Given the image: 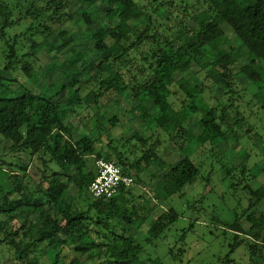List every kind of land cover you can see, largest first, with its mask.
<instances>
[{
    "label": "trees",
    "instance_id": "trees-1",
    "mask_svg": "<svg viewBox=\"0 0 264 264\" xmlns=\"http://www.w3.org/2000/svg\"><path fill=\"white\" fill-rule=\"evenodd\" d=\"M175 8V0H0V37L15 31L6 42L0 89L11 90L18 73L25 78L10 96L0 97V175L8 174L7 186L0 184V249L13 264H77L82 257L89 264H165L157 255L158 245L180 219L179 211L171 207L157 216L144 235L118 227L125 223L134 228L137 217L145 223L152 197L132 186L108 201H94L88 193L96 176L91 167L97 160L113 162L141 183L140 175L158 166L151 180L161 174L156 185L172 198L197 182L206 159L213 162V174L229 185L233 219H225L216 205L201 212L165 257L185 264L188 232L200 223L228 248L216 264H237V253L245 256V264H264V136L257 133L253 139L256 126L238 106L252 86L264 118V0H180ZM62 34L66 38L55 45ZM83 47L89 55L82 54ZM43 49L52 60L65 51L71 55L44 74L47 78L58 72L60 78L34 93L26 85L38 84V53ZM134 55L140 56V64ZM182 70L188 77L179 83ZM241 80L247 85L243 89ZM174 86L180 90L181 109L164 95ZM51 88L54 95L48 93ZM211 88L221 97L202 113ZM63 91L69 94L65 107L55 100ZM90 94L96 100L84 126L101 120L99 115L105 119L76 139L74 125L61 113L82 115L77 110ZM126 94L132 120L153 118L181 152L206 136L201 151L206 159L196 162L181 155L168 165L148 140L133 143L135 136L111 139L99 150L97 142L106 130L101 125L113 128L121 122L118 116L107 117V108ZM193 105L198 112L188 110ZM244 141L253 142L261 156L251 179L252 153L242 147ZM6 157L14 161L8 163ZM35 161L50 184L45 189L29 175ZM75 176V194L65 196L52 184L61 180L69 191ZM211 179L210 174L207 181ZM203 200L201 196L191 207L200 208ZM64 248L74 255L69 263L62 257Z\"/></svg>",
    "mask_w": 264,
    "mask_h": 264
},
{
    "label": "rangeland",
    "instance_id": "rangeland-1",
    "mask_svg": "<svg viewBox=\"0 0 264 264\" xmlns=\"http://www.w3.org/2000/svg\"><path fill=\"white\" fill-rule=\"evenodd\" d=\"M175 5L177 8H180V0H175ZM176 14H179V11H175ZM65 27H70V22H68ZM66 28V29H67ZM15 31L10 30L9 33L14 34ZM20 31H16L18 33ZM7 34L6 39L0 37V70L4 68L6 65V58H5V46L7 39L10 38V34ZM59 36L54 40L55 45L60 44L64 39H62V36ZM45 42L43 43V45ZM83 55H89V51L86 47H83L82 50H80ZM71 55L70 51H65L59 55L58 58L55 60H52L51 55L49 52L45 49L40 51L38 53V67L39 72L37 74V80L38 84L30 86L26 85L28 89H33L32 92L34 93H40L43 91V88L46 84L52 85L54 80H58L60 77L58 76V72H56L53 75H49L47 78H44V74L47 72V70L52 69L55 66H59L65 59L69 58ZM134 58L136 59V63L140 64V56L134 55ZM136 68V65L133 67V69ZM183 76H181V79L179 80V83L185 80L188 76L187 73L182 70ZM2 74V73H1ZM10 77V76H9ZM17 81L13 82L10 86L11 90H1L0 89V97L3 96H10L12 91L17 90L22 82L25 81V78L20 73L16 74ZM83 79H85V76H82ZM246 85V81L241 80L240 82V88ZM256 92V88L250 86L247 87V91L243 92V98L241 101L238 102L239 109L243 112L244 115L248 116L250 122L256 126V130L252 132L253 139L256 138L257 133H259L261 136H264V118L262 116V111L259 109V106L257 105V101L254 97V94ZM49 95L55 94V89L51 88L49 90ZM164 95H169V100L174 104L176 109H181L182 107V99L180 96V90L178 87L171 88V94L170 91H165ZM127 94L125 97L120 98L119 100L115 101L113 104L110 105L109 108H107L106 116L112 117V116H118L119 119H121V122L113 128H110L107 123H103L100 128L106 129L105 131H101L102 136L99 137L97 148L100 150L102 147H104L111 139H117V138H130L132 136L136 137V141L134 140L133 143H135L137 146H140L141 137L148 140L150 144L155 145L156 147V154L160 158V160H163L168 165L175 164L179 159L181 158V155L183 156H189L191 159H193L196 162L204 161L206 159V154H202L203 144L206 141V136L201 135L197 141L192 143L185 151L181 152L178 150L176 145L169 141L168 135L163 132L162 129L159 127H156L155 121H153V118H136L132 120V116L128 111L131 109V103L130 100L127 99ZM86 101L82 104L81 108L77 110V112H82L83 114L80 116H77L75 118L68 117L66 110L61 113V116L64 120H66V123H70L74 125L76 131H75V138L78 139L84 135V133H87L89 131H94L100 123L104 121V117L102 115H99V121H95L88 127H85L84 124L86 123V117L93 114V108L92 103L96 100L95 96L93 94H90L86 96ZM221 97L219 95V92L217 91V88H211L210 90H207L204 99L206 103L208 104L207 107L205 106L200 111L202 113H206L210 106H214L217 103V99ZM55 100H59L63 103L64 107L69 103V94L67 91H63L61 94L55 96ZM142 107L139 106L136 108V110H140ZM188 110L191 113L198 112V108L196 106H189ZM193 125V122H191ZM196 129V128H194ZM107 131V132H106ZM95 134L98 136L97 131H95ZM242 147L247 148L252 153V158L249 161V167H251V172L247 174V179H251L253 174L257 173V166L254 165L256 162H258L261 158L260 152L257 150L256 146L253 144V142L250 141H244L242 143ZM143 149L138 150V154L142 155ZM209 158V157H208ZM6 162H13L14 159L10 157H6ZM212 161L210 159H206L204 161V165L201 169V177L195 182L194 185L187 188L182 192L180 195H176L172 198H167V194L164 193L160 186H157L156 184L161 180L162 176L159 174L158 178L155 179V181L151 180V171L154 169V171H158V166L155 167V165L152 166V168L146 170L143 172L141 176V183L136 181L135 186L137 187L139 193L142 191L148 192L150 196L152 197V201L146 205L147 211L150 213V217L148 220L144 223L139 217H137L133 224L134 228L129 229V227L125 223L118 224V227H123L125 230H129L131 233H139L141 235H144L146 230L154 223V220L157 216L163 214L164 212L168 211L171 207L176 208L179 211L180 219L178 222L167 232V238L165 241L160 243L158 245V252L157 255L163 259L165 264H174L173 260L170 257H165L167 253H169L170 249L173 248L176 245L177 240L182 234V230L185 228H188L189 225L193 222V220L201 213L209 211L211 212L214 210V206H218V211L224 215V218L228 221H231L233 219V212L232 209L229 208L230 206H233L235 203L232 201L229 193H228V183L222 182L221 176H216L212 172ZM254 167V168H253ZM15 168V167H14ZM216 169V167H215ZM214 169V170H215ZM91 170L95 172V165L91 167ZM131 173L136 177V171L132 170ZM72 174L75 175V173L72 172ZM211 174L212 179L207 181V177L209 178V175ZM30 177L42 188H47L50 184L46 182V179L44 178V172L42 170L41 164L38 161H35L32 165V167L29 170ZM46 177H48V180L50 179V172H47L45 174ZM65 178H62L64 180ZM8 183V174L6 171L2 172L0 175V184L3 187H6ZM52 184L59 190L63 191L65 196H68L69 192L72 194H75L78 190V179L77 176H75L74 183L71 185V188L69 191H66L64 188L62 181L60 180H53ZM8 189V188H7ZM170 189H174L171 187ZM86 196V195H85ZM203 197V203L201 204L200 208L193 209V205L196 200H198L200 197ZM224 200V201H223ZM233 202V204H232ZM230 204V205H229ZM192 206V207H191ZM79 232L84 235L85 234V228L80 222L76 223ZM120 230V228H118ZM216 240V241H215ZM220 242L222 240H217L215 237L210 233L209 230L206 229V227H203L200 223L197 224L194 231L188 232L187 238H186V248L187 253L185 254L183 260L185 264H216L217 259L220 256H224L228 252L227 246H221ZM181 244V243H180ZM150 248V247H149ZM152 253V251H151ZM156 255L155 253H152V256ZM73 253L69 252L67 248H64L62 251V257L66 263H69L71 259L73 258ZM243 256V258H241ZM237 264H245V256L243 254L237 253L235 255ZM86 258L82 257L80 261L77 264H89L85 262ZM0 264H13V262L9 259V256L0 249Z\"/></svg>",
    "mask_w": 264,
    "mask_h": 264
},
{
    "label": "built area",
    "instance_id": "built-area-1",
    "mask_svg": "<svg viewBox=\"0 0 264 264\" xmlns=\"http://www.w3.org/2000/svg\"><path fill=\"white\" fill-rule=\"evenodd\" d=\"M96 176L88 187L89 196L94 200L108 201L117 196L121 188L135 186L136 181L113 162L97 160Z\"/></svg>",
    "mask_w": 264,
    "mask_h": 264
}]
</instances>
